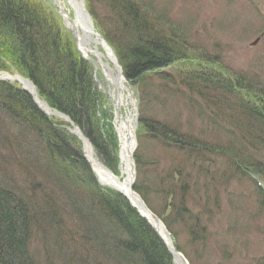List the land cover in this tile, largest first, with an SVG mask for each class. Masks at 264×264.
Segmentation results:
<instances>
[{
	"label": "trees",
	"instance_id": "1",
	"mask_svg": "<svg viewBox=\"0 0 264 264\" xmlns=\"http://www.w3.org/2000/svg\"><path fill=\"white\" fill-rule=\"evenodd\" d=\"M114 2L115 5L118 2L125 5L123 8L127 17L131 18L127 22V29L134 27L128 30L133 35L132 39L128 37L131 42L126 48H118V52L126 76L140 88L143 110L153 104L152 96L155 94H150L148 89H151L156 79L159 81L158 85L162 86L161 102L165 101L162 96L165 92L184 96L181 93V77L162 69L176 55L168 48L169 42L161 37L164 31L161 33L162 29H153L152 25L145 22L139 8L131 0H113ZM41 5L43 2L38 0H0V68H8L7 64L15 66L36 83L39 92L51 103L69 114L73 120L88 127L97 112V95L94 94L88 63L80 56L70 36L62 32L55 16L45 11ZM56 59L58 63L55 62ZM160 67L162 68L159 70ZM51 68L54 72L50 71ZM201 73V78L200 75L194 77L196 80H182L189 90H196V98L185 96L191 115L195 119L199 117L202 125L217 127L225 122L229 131L237 132L238 135L233 136L230 132L231 138L226 145L222 144L217 150L221 155L227 156L229 168L232 164L230 161L234 158L237 161L252 162L253 154L264 149V86L254 76L243 73L232 74L229 79L214 72L207 73L205 69ZM211 77L216 81L210 80ZM251 89L259 91L258 96H252ZM256 97L258 98L255 99ZM32 99L16 83L0 80V264H29L24 257L25 251L31 245L32 234H41L40 230L43 228L35 227L41 221L29 207L40 202L50 203L62 214V220L52 226L54 230L47 226L52 231L53 240H57L58 244L53 247V252L61 260L60 264H173L172 256L158 233L121 193L116 194L119 198L115 200L108 193L92 191L88 194L90 188L86 187L80 201L70 197L69 202L47 192L38 193L37 197L32 195L29 191L31 181L37 178L35 174L39 175L35 169H38V164H42L34 155V143L28 140L32 131L36 132L40 144L47 150L45 164L49 165L45 171L47 177H51V183L56 181L61 187L71 182V190L77 187L76 176L69 167H64L68 166L65 161L74 162L75 166L78 164L75 161L78 160L83 170L92 173L82 152L72 144L67 132L54 124L45 113L33 109L29 105ZM140 120L141 125L146 126L147 122L157 127L156 131H147L143 126L141 135H146L143 134L145 131L153 137L154 142L164 146L173 145L169 142L171 139L157 140L156 137L159 136L155 134L171 128L176 131L178 144L174 145L177 147L175 154L181 156L182 153L185 158L175 160L173 157L168 163L169 170L164 173L158 168L161 167L160 164L153 161V182L173 181L162 185L165 194L162 198L170 212L165 217V209L158 210V213L171 229L176 221H180L195 236L197 227H201L200 230L206 229L207 225L202 224L201 220L206 209L211 206L208 209L211 211L220 203L217 198L211 199L208 196L203 202L202 211H196L192 204L196 202L192 199L194 195H187V190L194 191L197 185L204 188L206 196L209 195L208 178L212 175L207 171L210 169L209 158L185 154L182 148L203 146L197 140H190L186 133L182 135L179 116L173 117L169 122L167 119L146 118L143 115ZM90 133L93 134L95 144L100 147V133L94 130ZM183 142L186 144L182 145ZM135 156L140 166V148L136 150ZM205 166L208 169L205 170ZM22 175L26 178L23 179ZM179 176L181 184L177 178ZM85 178L90 180L88 183L91 186L101 189L93 174H88ZM203 178L206 182L200 185ZM138 183L135 184L137 190ZM40 188L41 186L37 190ZM67 191L71 192L68 188ZM261 192L264 193V189ZM49 197H56L55 202ZM101 198H105L108 203L99 204L96 200ZM80 209L86 212L89 220L98 222L101 227L99 232L79 233L77 226H81L80 222L64 215H68V211L76 212ZM64 223L66 224L63 225ZM79 236L82 242L78 243ZM97 245L100 247V254L95 251Z\"/></svg>",
	"mask_w": 264,
	"mask_h": 264
},
{
	"label": "rangeland",
	"instance_id": "2",
	"mask_svg": "<svg viewBox=\"0 0 264 264\" xmlns=\"http://www.w3.org/2000/svg\"><path fill=\"white\" fill-rule=\"evenodd\" d=\"M38 1L43 2L42 6L46 7L47 11L57 18L55 20L61 23L57 16L60 18L62 16L58 12L59 10L56 9L57 7L53 6L55 0ZM131 1L139 8L145 22L152 25L153 29L156 28L159 31L162 29L161 33L164 31L161 37L165 42H169L168 48L176 55L168 66L162 69L169 74L181 77V93L185 94L184 96H177L176 94L165 92L162 93L165 101L161 102V91L158 87L159 81L156 79L155 84L150 87L151 91H154L151 94H155L152 96L153 104L143 110V103L140 101L141 91L138 84L129 80L124 74L127 80L126 83L129 85V89H131L136 101L135 135L138 145L136 144L135 148H140V154L142 155L140 168L148 173L147 176L137 175L136 182H139L138 184H141V182L147 184L148 182H153L152 177L155 176L153 161L156 160L160 164L161 167L158 168L164 173V171L169 170L168 163L171 162L173 157L175 160H183L185 155L182 153L181 156L175 154L176 146H164L159 142H154L153 137L145 131L143 134H146L150 139H145L141 143L139 137L143 128L140 120L142 115L146 118L167 119L168 122L173 117L179 116L182 135L186 133L194 140H196L195 138L206 137L208 141L213 140V143L218 142L221 146L222 144L226 145L229 139L228 135H230L231 130L229 131L225 122L222 126L211 127L207 124L202 125L203 123L199 117L195 119L191 115V110L187 108L185 96L191 98L196 93L192 89L189 90L182 80H196L194 77L199 75L201 78V72L205 69L207 73L214 72L224 79H229L231 78L229 77L230 75L236 73H243L250 77L254 76L264 86V0ZM85 4L93 17L94 25L111 45L123 66L118 48H126L128 43L131 42L130 39H132L133 35L128 30L134 28L127 29V22L131 18L127 17V12L123 8L125 5L120 2L115 5L113 0L107 2L105 0H85ZM62 26L64 32L68 33L73 40L80 56L91 66V60L79 51L80 49L77 47L78 44L73 38L71 30L66 28L65 25ZM254 40L256 41L254 42ZM55 62L58 63L57 59ZM7 65L8 68L3 69L20 72L15 66ZM91 69L94 71L92 66ZM94 69L96 73H92V80L93 90H95L94 94L97 95V112L96 116L92 117L91 125L88 127L83 126L73 120L69 114L67 116L70 118L69 120L75 121L91 140L101 160L110 165L116 172H119V137L114 125L115 104L109 92L111 84L106 79L101 68ZM40 70L42 71V69ZM36 71L37 73L39 72L38 70ZM50 71L54 72V69L52 70L51 68ZM209 79L216 81L213 77ZM218 79L220 80V78ZM224 79L221 80L223 81ZM15 83L23 87L19 81L15 80ZM33 83L37 86L34 81ZM100 84H103L104 88ZM82 87L84 90V86ZM26 91L32 96L29 89L26 88ZM258 92L255 89H251L252 96H258ZM194 98L196 97L194 96ZM131 107V104H123L121 110L126 113L127 109ZM53 118L57 122H61L59 123L60 126H57L67 132L74 141L76 148H79L82 152L86 162L90 164L85 152L82 150L80 137L69 128L70 122L66 124L63 118ZM93 130L100 133L101 136H99L98 143L103 145V149H100L101 146L99 147V144H95V139L92 137L93 134L90 133ZM28 137V140L34 143L33 152L35 157L39 160V163H42L38 164V169H35L39 172V175L35 174L37 178L31 181L32 187L29 191L32 195L37 197L38 193L47 192L49 195H57L69 202L70 197L80 201V196L86 187L90 188L88 191L86 190L88 194L92 191L107 193V188L104 189L102 187V189L97 190L88 183L90 180L85 178L88 174L79 165L78 160L75 161L78 163L75 166L74 162L71 161H65L68 166H64L69 167L72 174L79 176V179L81 178L75 189L71 190V182H68V185H64L62 188L58 186L56 181L51 183V177H47V171H45V168L49 165V163L45 164L47 150L43 144H40L36 132L32 131ZM225 138L226 141L224 142ZM220 141L223 143L220 144ZM32 142H30L31 145ZM212 145H210L209 149L212 148ZM136 149L134 151V159L137 162ZM230 162H232L231 168H229L227 156H223L217 151L213 152L209 160L210 169L207 170L212 174L208 178L209 195L206 196L204 188L198 185L193 192H200L191 194L194 195L193 201H196L192 203L194 205L193 209L196 211H202L203 202L208 196L211 199L217 198L220 201L217 208L213 207L210 211L208 210L210 206L202 216V224L207 225L205 229L207 232L205 233V230H200L201 227H197L194 236L191 231L189 232L188 227L180 221H176V225L170 229L172 238L179 243L191 264H264V193L261 192L262 187H264V174H262V177H256L261 179V181L252 177L254 174L259 173L255 172L252 167L264 172V149L253 154L252 162L237 161L235 158ZM206 169L208 168L205 166ZM252 170L255 172L253 175L252 173L250 174ZM21 177L23 179L26 178L23 175ZM177 178H179V183L181 184V176ZM204 182L206 180L204 178L201 179L200 185L204 184ZM39 186L41 188L37 190ZM67 188L71 192L67 191ZM148 201L157 212L165 209L167 212L164 213V217L170 212L169 207H166L168 205L160 195H151ZM32 236L31 245L36 250L37 259L43 264H50L48 260L45 261V253L37 250L43 241L41 234L35 232ZM95 251L99 254L101 253L98 245L95 246Z\"/></svg>",
	"mask_w": 264,
	"mask_h": 264
},
{
	"label": "bare ground",
	"instance_id": "3",
	"mask_svg": "<svg viewBox=\"0 0 264 264\" xmlns=\"http://www.w3.org/2000/svg\"><path fill=\"white\" fill-rule=\"evenodd\" d=\"M56 4V5H55ZM55 6L56 9H58L59 13L61 14V18L58 22V26L64 32V28L62 25H65L66 28H69L72 32H74L76 43L78 44L77 47L80 49L79 51L86 56L89 60H91V66L94 71H92L90 64L88 63V72L92 75L93 72L96 73V70L94 68H101L106 79L111 84V87L109 88L110 96L112 98V101L115 104V114H114V125L115 129L117 131L118 137H119V157H120V171L116 172L110 168L108 164H106L104 161L101 160V158L98 156V154L95 151V148L93 146V143L91 140L84 134L82 129L77 125V123L72 120H69L70 118L67 116V113L60 110L56 107L53 103L49 101L45 96H43L39 91L37 86L33 83V80L20 72H12L9 70H0V77L17 80L19 81L23 87L29 89L31 93L33 94V99L30 102V106L35 110H40L43 113H45L47 116L50 115V119L54 122V124L59 125L61 122H57L52 117H60L63 118L66 124L70 122L69 128L72 132L77 134L80 137V142L82 143V150L85 152L86 158H88L90 164L92 165L95 173L97 174L100 181L108 186V188H111L115 191H108V196L111 198H114L117 200L119 197V192L121 194H125L126 197L130 199V201L136 206L133 207L136 212L139 215H143L144 218H149L150 221L155 225V227L159 230L160 234L162 235L161 240L165 244V242L171 247L173 250H175V244L173 242V239L169 233L167 225L163 222L161 218H159L153 209H151V205L149 201L147 200L151 195H165L162 190V185H167L173 183V181L168 180L167 182H148L147 184H144V182H141V184H138V191H135L133 185L135 180V175H144L147 176L148 173L146 170H142L138 163H135L134 159V151L137 144L136 141V133H135V127H136V101L133 97L131 89H129V85L126 83V77L125 72L123 71L124 68L119 62V59L117 58L113 48L108 43L105 37L98 31L96 26L94 25L93 17L91 16L89 10L86 7L85 0H55ZM42 6V5H41ZM44 7V6H42ZM45 11H47L46 7L43 8ZM56 18V17H55ZM57 19V18H56ZM58 21V20H57ZM68 34V33H66ZM162 67L159 68V70ZM125 74V75H124ZM194 84L193 82H191ZM103 87V84H100ZM159 88H162L161 85H158ZM104 88V87H103ZM24 89V88H23ZM94 89V86H93ZM196 92V90H193ZM148 92L151 94V89H148ZM154 93V91L152 92ZM43 97H42V96ZM123 104L126 105H132L131 108L127 109V112L124 113L121 110V106ZM66 113V114H65ZM143 125L146 127L147 131H156V126L148 124L147 122ZM181 126V122L179 123ZM178 126H176L177 128ZM66 129V128H65ZM210 131V130H207ZM175 130L166 129L165 131H161L160 133H156V139L158 140H166L171 139L169 142H172V147L176 144H178V140L175 137ZM233 135H238L237 132L234 130L233 132L230 131ZM49 135H52V132H47ZM53 136V135H52ZM101 136V135H99ZM231 138V135L229 136ZM140 141H143L145 139H150L147 135H140L139 137ZM191 140L192 138L189 137ZM200 146H203V148H191V147H185L182 148L185 152V154L189 156H203L206 158L212 157V153L216 152L219 149L218 142L213 143L212 141H208L206 137L203 138H195ZM226 141V138L224 139V142ZM223 142L220 141V144ZM72 144L75 146L74 141L72 140ZM112 144V142H111ZM186 142H183L182 145H185ZM213 144V145H212ZM210 145H212V148L209 149ZM57 147L58 144H56ZM103 145H101L102 147ZM199 146V147H200ZM76 147V146H75ZM100 149H103V147ZM218 152V151H217ZM86 174H92L90 171H87ZM153 176V175H152ZM153 178V177H152ZM75 180L79 183L81 178L79 179V176L75 177ZM76 182V183H77ZM75 183V184H76ZM144 184V185H142ZM64 186V184L62 185ZM61 186V187H62ZM60 187V188H61ZM118 191V193H117ZM189 191L187 195H191L195 192L200 191ZM118 194V195H116ZM145 197H148L147 199ZM51 201L55 202L54 197H49ZM171 201V198L168 199ZM97 202L99 204H107L108 202L105 200V198L97 199ZM24 207L25 202L23 200ZM115 205V203L113 204ZM118 207H120V204L118 203ZM96 208V207H95ZM29 209L31 212H34L36 217H39L40 224H35V227L42 228L41 234L43 241L41 245L37 248V250L45 253V261L48 260L50 264H60L59 261H61L59 258L56 257L55 251L53 252V247L57 245V240L54 241V237L52 238L51 233L52 231L47 228V226L51 227L54 225V223H58L62 220V214L60 211L56 208L50 205V203L42 202L40 204L35 203L32 204ZM157 211V210H156ZM94 215V213H91ZM67 218H73L77 219L78 222H80L81 226L79 227V233L81 232H93L97 233L101 229L98 222L94 220H89L86 212L84 210H76V212H70L68 211V215L64 213ZM64 223L63 225H65ZM84 225V226H83ZM86 232V233H87ZM78 233V234H79ZM76 234V236L78 235ZM69 236V235H66ZM79 238L78 243L82 239ZM49 241V242H46ZM92 244H95L93 242ZM78 245V244H77ZM80 245V244H79ZM44 246V247H43ZM175 262L176 264H188L185 260V258L178 254L175 250ZM24 257H26L27 263L29 264H43L39 259H37L36 250L33 249L32 245L26 249Z\"/></svg>",
	"mask_w": 264,
	"mask_h": 264
},
{
	"label": "water",
	"instance_id": "4",
	"mask_svg": "<svg viewBox=\"0 0 264 264\" xmlns=\"http://www.w3.org/2000/svg\"><path fill=\"white\" fill-rule=\"evenodd\" d=\"M168 246V245H167ZM168 248L170 249L171 253L174 255V252L173 250L168 246Z\"/></svg>",
	"mask_w": 264,
	"mask_h": 264
}]
</instances>
